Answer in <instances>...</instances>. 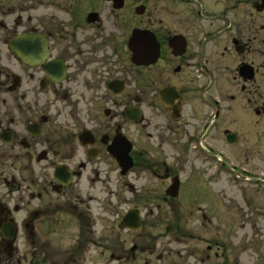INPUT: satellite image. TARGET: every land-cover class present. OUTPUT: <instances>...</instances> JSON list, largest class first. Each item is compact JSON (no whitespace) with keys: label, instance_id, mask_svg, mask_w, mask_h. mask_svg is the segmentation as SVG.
<instances>
[{"label":"flooded vegetation","instance_id":"flooded-vegetation-1","mask_svg":"<svg viewBox=\"0 0 264 264\" xmlns=\"http://www.w3.org/2000/svg\"><path fill=\"white\" fill-rule=\"evenodd\" d=\"M109 168L169 181L137 195L133 231L165 210L191 238L194 218L209 238L181 264H231L204 207L173 200L200 198L193 175L264 186V0H0V264H123Z\"/></svg>","mask_w":264,"mask_h":264},{"label":"rangeland","instance_id":"rangeland-1","mask_svg":"<svg viewBox=\"0 0 264 264\" xmlns=\"http://www.w3.org/2000/svg\"><path fill=\"white\" fill-rule=\"evenodd\" d=\"M129 133L133 137V131ZM165 162L167 167V156ZM171 167L177 168L173 164ZM188 169L189 172L194 171L191 165H188ZM108 171L110 177L108 188L114 195L108 196L107 224H114V232L121 212L124 214L135 206L138 202L137 195L140 197L147 190H161L169 183L167 180L155 178L148 172H140L138 168H133L122 180L118 178L117 170L111 171L109 168ZM186 176H188L187 170L182 178ZM228 177V174L221 175L216 184H208L204 179L196 178L194 175L189 180H182L183 188H188L192 191L191 194L196 193L194 190H197L200 198L182 194L173 200V204L188 205V200L193 199L196 205L204 207L210 220L219 225V229L211 228L214 225H208L207 229L210 228L215 234L218 231L214 239L220 245L218 252L228 253L231 264L235 258L237 263L234 264H264V186H247L241 181V185H238L231 182ZM242 188H246L247 192L242 191ZM206 189H209L210 194ZM119 200L122 201V205H118ZM144 214L141 212L142 218ZM168 215L165 210L148 214L138 232L123 228V264L146 262L181 264L182 256L205 250L206 243L202 237L209 238L204 232L205 226H201L197 220L191 218L188 219L186 226L184 224L185 231H183L194 232L191 238L176 236L172 231L168 234L166 230ZM133 245H136L135 252L130 250ZM107 264H116V261L108 259Z\"/></svg>","mask_w":264,"mask_h":264},{"label":"water","instance_id":"water-1","mask_svg":"<svg viewBox=\"0 0 264 264\" xmlns=\"http://www.w3.org/2000/svg\"><path fill=\"white\" fill-rule=\"evenodd\" d=\"M140 44H145V45H151L154 42L153 37H147V36H139ZM157 45V44H155ZM142 50H140V53ZM122 145V147H121ZM131 149V144L130 142L123 138L120 139V142H118V147L113 146L111 148V152L113 153L114 157L117 159L119 166L121 167V173L126 174L127 171L130 169L132 166V160L129 155V151ZM178 189V184L175 182V180L172 181V183L168 186L167 192L168 194L172 196H176L175 191ZM140 217L137 212L134 211H128L125 213L123 217V223L124 226L127 229H137L140 226ZM134 246L131 247V250H134Z\"/></svg>","mask_w":264,"mask_h":264}]
</instances>
